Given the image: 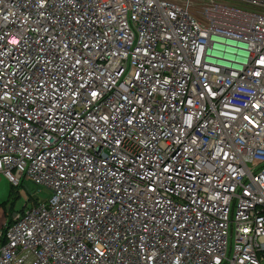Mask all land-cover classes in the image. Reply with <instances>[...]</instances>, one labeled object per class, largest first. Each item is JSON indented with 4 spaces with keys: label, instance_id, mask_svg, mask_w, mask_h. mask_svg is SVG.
<instances>
[{
    "label": "built area",
    "instance_id": "1",
    "mask_svg": "<svg viewBox=\"0 0 264 264\" xmlns=\"http://www.w3.org/2000/svg\"><path fill=\"white\" fill-rule=\"evenodd\" d=\"M0 174V264H264V0H0Z\"/></svg>",
    "mask_w": 264,
    "mask_h": 264
},
{
    "label": "rangeland",
    "instance_id": "2",
    "mask_svg": "<svg viewBox=\"0 0 264 264\" xmlns=\"http://www.w3.org/2000/svg\"><path fill=\"white\" fill-rule=\"evenodd\" d=\"M51 192L45 187L37 186L28 179H24L17 188L12 187L6 178L0 174V229L6 220L14 213L31 207L35 201L46 202Z\"/></svg>",
    "mask_w": 264,
    "mask_h": 264
},
{
    "label": "bare ground",
    "instance_id": "3",
    "mask_svg": "<svg viewBox=\"0 0 264 264\" xmlns=\"http://www.w3.org/2000/svg\"><path fill=\"white\" fill-rule=\"evenodd\" d=\"M214 45V44H213ZM240 58L239 55H234V59L230 60V62L236 61V59Z\"/></svg>",
    "mask_w": 264,
    "mask_h": 264
},
{
    "label": "water",
    "instance_id": "4",
    "mask_svg": "<svg viewBox=\"0 0 264 264\" xmlns=\"http://www.w3.org/2000/svg\"><path fill=\"white\" fill-rule=\"evenodd\" d=\"M215 41L217 42V43H225V41H223V40H221V39H215ZM228 44H230V43H228ZM215 57V56H214Z\"/></svg>",
    "mask_w": 264,
    "mask_h": 264
},
{
    "label": "trees",
    "instance_id": "5",
    "mask_svg": "<svg viewBox=\"0 0 264 264\" xmlns=\"http://www.w3.org/2000/svg\"><path fill=\"white\" fill-rule=\"evenodd\" d=\"M19 186H20V185H19ZM0 206H1V207H2V206H5V203L0 204ZM22 211H23V209H22ZM6 223H10V219L6 220Z\"/></svg>",
    "mask_w": 264,
    "mask_h": 264
},
{
    "label": "crops",
    "instance_id": "6",
    "mask_svg": "<svg viewBox=\"0 0 264 264\" xmlns=\"http://www.w3.org/2000/svg\"><path fill=\"white\" fill-rule=\"evenodd\" d=\"M0 207H1V206H0ZM5 222H6V221H5ZM4 224H5V223H4ZM4 224H3V225H4ZM3 225H2V227H1V229H0V231H1V230H2V228H3Z\"/></svg>",
    "mask_w": 264,
    "mask_h": 264
}]
</instances>
